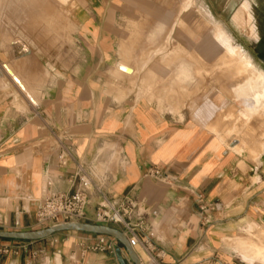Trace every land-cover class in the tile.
Returning <instances> with one entry per match:
<instances>
[{"label": "crops", "instance_id": "obj_1", "mask_svg": "<svg viewBox=\"0 0 264 264\" xmlns=\"http://www.w3.org/2000/svg\"><path fill=\"white\" fill-rule=\"evenodd\" d=\"M4 1L5 9L23 8L21 0ZM22 1L34 8V0ZM248 1L241 4V15H234L240 24L243 19L245 24L248 21V15L243 18ZM193 5L195 0L185 1L180 12L186 16L170 23L168 15L136 16L137 11L157 9L150 0L78 2L70 19L73 32L64 35L61 49L46 51L34 46L33 33L21 32L17 17L0 18V230L51 226L38 223L36 217L45 190L71 192L70 177L77 166L95 162L110 177L107 197L117 201L127 197L147 212H156L152 216L153 250L138 247L142 260L248 264L243 256L245 240L237 239L233 245L231 238L245 223L248 230L255 223L247 221L252 218L248 209L253 200L264 198V184L252 183L243 165L247 164L229 151L220 135L196 130L197 119L217 132L209 116H194V121L183 123L178 115L161 113L142 97L146 88L139 81L134 86L128 76L135 68L124 61L160 55L135 44L141 31L136 27L147 26L142 31L149 43H156L169 24V38L177 30L176 37L184 46L176 50L189 49L188 57L196 46L176 28L180 19L196 25ZM160 25L164 28L159 36L156 29ZM126 65L132 72L124 70ZM150 73L158 74L162 86L176 74L170 65ZM176 85L183 87L180 82L166 88L173 91ZM229 148L240 146L229 144ZM64 149L70 157L62 165L59 156ZM152 168L160 169L164 178L149 176ZM97 201L92 196L90 219ZM203 205H215V209L202 211ZM96 238V234L80 231L57 232L35 241L0 238V248L7 249L0 253V264H75L72 257L82 264H120L117 248L127 264H133L120 243L114 252L93 251Z\"/></svg>", "mask_w": 264, "mask_h": 264}, {"label": "rangeland", "instance_id": "obj_2", "mask_svg": "<svg viewBox=\"0 0 264 264\" xmlns=\"http://www.w3.org/2000/svg\"><path fill=\"white\" fill-rule=\"evenodd\" d=\"M84 1L69 0L66 5H61L54 0H36L33 9H30L27 5L28 2L21 1L23 8L14 10L5 9L6 1L3 0L0 4V18L17 17L20 20L19 23L22 24L21 32L23 34L33 33L34 46L40 51H46L48 48L58 50L64 44V35L73 32V25L70 21L74 13L73 8L76 7L78 2ZM150 1L152 6L156 5L157 9L137 11L136 16L147 19L168 15L171 16L170 23L184 15L186 16V12L181 14L180 11L187 0ZM249 1L246 6L244 4L248 9L243 10V18L248 15L246 24L244 19L241 20L243 24L234 19L235 13L241 10L239 8L244 0H195L191 12L196 16V25H191L186 19H180L176 29L183 30L184 35L195 41L193 44L196 46V50L193 49L194 53L192 51L191 53L196 54V83L191 82L190 78L185 79L184 76V80L181 81L180 79L178 81L177 79L175 83L181 82L183 87L176 85L175 89L171 91L166 88V86L173 85L170 79H166L167 85L162 86L158 80V74L150 73V70H158L162 66L169 65L174 71H180L177 62L180 61L178 57L182 52L178 53L176 49L183 44L176 37L177 30L169 38L171 24L168 25L165 33L156 43H149L146 33L142 31V29L147 30V26L136 27L141 31H138V35L135 36L138 40L135 44L145 45V48L150 50V54L158 51L156 54L160 55L157 57L134 58V60L124 59V61L135 68V72L128 76L134 86L136 87L139 81V85L146 88L141 91L142 97L155 104L161 113L178 115L177 119L183 123L194 121V116H202V118L205 115L209 116L211 123L215 124L217 132L207 127V123L204 121L200 120L198 123L197 119L196 130L212 136L220 135L229 151H232L247 164V166L243 165L245 169H248V175L251 177L252 183L263 185L264 155L262 156V154L264 153V137H262V133L264 132V124L254 116L249 117L246 114L242 117L237 115V109L232 106L233 103L230 101L226 107L223 104L225 95L230 99L228 94L230 83L233 82V79H236L235 68L240 66L236 61L242 60L250 63L248 69L243 72V77L247 75L255 77L260 73H264V0ZM201 5L210 10L215 20L228 30L233 39L223 26L211 20L207 9L200 8ZM60 6H62L64 16L61 14ZM157 29L156 33L158 32ZM161 33L158 32L157 35L160 36ZM228 42L236 43L238 45L237 49L231 52L226 45ZM229 70L231 74H229ZM171 102L175 105L172 108L170 107ZM220 108L223 110H220L222 112L218 114ZM217 121L218 123H216ZM234 139L239 140L235 145V147L239 145V149L232 150L229 148V144H232ZM258 166L259 168H255ZM260 199L259 201L253 200L255 203H250L248 209L252 218L247 221L256 224L252 226L251 230H248L245 223L241 227V232L232 236L231 240L234 245L237 239H243L245 240L244 247L246 246V250L243 251L261 250L260 252L264 254V198ZM235 251L242 259L241 253L236 249ZM249 263L254 264L248 261Z\"/></svg>", "mask_w": 264, "mask_h": 264}, {"label": "built area", "instance_id": "obj_3", "mask_svg": "<svg viewBox=\"0 0 264 264\" xmlns=\"http://www.w3.org/2000/svg\"><path fill=\"white\" fill-rule=\"evenodd\" d=\"M69 157V151L64 149L59 156L60 163L65 165ZM147 174L156 179L164 178L163 172L157 168L150 169ZM109 178L108 172L98 170L95 162L79 164L70 177L71 192L56 193L45 190L36 213L38 223L51 226L70 222L108 225L121 230L133 248L138 242L145 251H152L155 241L152 216H155L156 212H147L127 197L122 201L107 197L105 187ZM92 196H97L98 201L93 219H90L88 208L92 203ZM206 209L213 210L215 205L201 206L202 211ZM96 237V243L91 246V249L96 252H114L119 243L114 237L106 234H96ZM4 252H7V249L0 248V253ZM71 259L75 264H82L74 257ZM143 264L159 263L153 258L150 263L144 262Z\"/></svg>", "mask_w": 264, "mask_h": 264}, {"label": "bare ground", "instance_id": "obj_4", "mask_svg": "<svg viewBox=\"0 0 264 264\" xmlns=\"http://www.w3.org/2000/svg\"><path fill=\"white\" fill-rule=\"evenodd\" d=\"M54 1L55 2H59L61 5H66V3L69 2V0H54ZM34 2H36V0H34ZM59 3H58V5H59ZM60 7H61V14H63V12H62V6H60ZM240 15L241 14L238 13L237 16H240ZM163 28H164L163 25H160L158 27L157 31L160 33V32L163 31ZM173 29H174V27H173ZM193 42L195 43V41H193ZM226 45L229 47V49L231 50V52L234 51L235 49H237V47H238V45L236 43H234V42H231V43L228 42ZM188 47L186 46V48H188ZM191 47H189L190 48V51H191ZM183 48H181L182 50L179 49L180 51L178 53L183 52V50H185L184 53L186 54V50H189V49H183ZM185 54H183V55L181 54L182 56L179 55V57H178L180 59V61H178L177 64H178V67H179V70L180 71L176 72V70H175L176 74L174 76H172V77L169 76L167 78V79H170L172 81V84L173 85H175L177 79H178V81H180V79H181V81L184 80V78H183L184 76H185V79L186 78H190L191 82L193 81L194 83H196V70H195L196 57L192 53L191 54L193 55V57L190 56L191 55L190 53H189L190 55H188V57ZM236 63H238L240 66L238 68L237 67L235 68V70H236V76H235L236 79H233L232 80L233 82L230 83V91L228 93L229 96H230V99L227 97V95H225L224 98H223V104L226 107L227 104L230 101V102L233 103L232 106H234L237 109V111H236V114L237 115L242 116V117L243 116H246V114L249 117L250 116L251 117L254 116V117L260 119L261 122H262V124H264V73H260V74H258L255 77L254 76H251V75H247L246 77H243V72L248 69L247 67L250 65V63L248 61H242V60L241 61L238 60V62L236 61ZM122 66H123V64H122ZM124 70H126V72H128V73L132 72V68L131 67H128L127 69H124ZM229 74H231V71L229 72ZM185 82H184V84H185ZM173 85H171V86H173ZM185 88H187V87H185ZM185 91H186V89H185ZM239 106H241V107H239ZM220 110H223V109L220 108L218 110V114H220L219 112H222ZM224 110H226V109H224ZM226 112H228V111H226ZM216 120H217V118H216ZM216 123H218V121ZM262 137H264V132L262 133ZM263 142H264V139H263ZM236 144H237L236 141L232 143L233 146H235ZM254 224H256V223H254ZM254 224L251 225V227H250L249 230L252 229V226ZM138 247H141L143 249V247L140 245V243L137 242V243L134 244V249L139 254V248ZM245 247L243 246V249L244 250H246ZM260 251H255V250L244 251L243 256L246 259H248V261H250L251 263H254V264H264V254H262ZM140 260H141V263L143 264L144 262H146V261H148L150 259L144 261L140 257Z\"/></svg>", "mask_w": 264, "mask_h": 264}, {"label": "water", "instance_id": "obj_5", "mask_svg": "<svg viewBox=\"0 0 264 264\" xmlns=\"http://www.w3.org/2000/svg\"><path fill=\"white\" fill-rule=\"evenodd\" d=\"M62 231H80L93 234H106L114 237L125 249L128 258L133 264H142L139 255L132 247L130 241L126 235L118 228L108 225H101L95 223L86 222H70L57 225L48 226L44 229L32 230V231H4L0 230V238L2 239H18V240H42L52 236L57 232ZM116 257L120 264H127L124 259L120 248H117Z\"/></svg>", "mask_w": 264, "mask_h": 264}]
</instances>
